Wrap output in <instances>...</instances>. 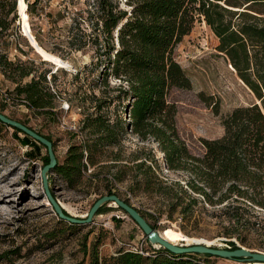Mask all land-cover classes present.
<instances>
[{
  "label": "trees",
  "instance_id": "trees-1",
  "mask_svg": "<svg viewBox=\"0 0 264 264\" xmlns=\"http://www.w3.org/2000/svg\"><path fill=\"white\" fill-rule=\"evenodd\" d=\"M16 2L12 0L5 11L4 1L0 0V41L18 19ZM38 2L24 0L29 18ZM124 5L126 9H118L111 0H96V11L88 12L85 19L95 31V35H87V39L92 36L95 54L101 52L95 64L102 63L101 56L105 60L98 78L104 88L113 85L116 100L125 102L121 107L123 116L117 115L111 120L104 114L111 99L106 103L96 95H91L92 99L86 95L79 97L81 103L89 100L91 104L86 110L77 107L85 112L78 122L84 143L76 142V134L69 132L72 143L63 160L57 159V165L48 174L53 197V175L69 189L86 185L98 190L94 182H99L103 183V192L96 191L92 204L103 195L117 194L131 205L127 194L145 195L151 200L150 211H137L153 229L161 227L158 225L161 221L178 223L177 230L188 236V227L196 229L199 224L213 223L215 235L227 238L224 243L232 250L237 249L236 242L248 245L250 235L264 241V0H124ZM78 19L85 21L81 17L75 20ZM202 20L218 39L216 50L227 59L256 101L226 116L222 122L223 135L214 140H202L204 154L196 156L178 134L177 108L169 97L173 90L191 87L176 60L175 49L195 23ZM30 28L36 42L43 47L31 24ZM83 37L68 44L80 50L87 44ZM47 51L56 54L54 49ZM0 65L21 78L30 75L29 70L4 55H0ZM56 72L49 73L51 78ZM80 74L77 71L75 78ZM7 96L15 103L23 102L26 111L34 115L56 119L57 98L45 74L33 76L24 85L17 84L14 96L8 93ZM16 121L28 127L25 121ZM0 127L10 128L2 123ZM11 129L13 135H22L18 139L22 145H31L28 157H39L42 167L48 163L47 153L40 157V149L45 150L42 145L19 130ZM128 131L141 141L155 143L164 167L177 173V179L160 177L158 161L153 155L136 156L127 161L112 152L111 164L100 165L99 171L94 173L93 168L99 164L104 150L119 146ZM36 133L49 140L54 149L48 136ZM112 169L117 170L112 173ZM123 182H128L126 195L116 187ZM106 210L107 204H104L96 215ZM57 223L68 229L86 227L58 219ZM162 226V230L169 228L166 223ZM83 240L82 250L88 256V264H212L211 259L216 258L200 254L176 255L159 248L149 251L122 249L104 261L99 257V241H92L87 247L86 236ZM190 243L204 242L191 239ZM8 255L9 252L0 255V262L6 261Z\"/></svg>",
  "mask_w": 264,
  "mask_h": 264
},
{
  "label": "rangeland",
  "instance_id": "rangeland-1",
  "mask_svg": "<svg viewBox=\"0 0 264 264\" xmlns=\"http://www.w3.org/2000/svg\"><path fill=\"white\" fill-rule=\"evenodd\" d=\"M3 1L7 11L12 0ZM111 1L118 9H126L124 0ZM29 2L32 3L33 0ZM95 2L96 0H39L29 18L27 4L24 0H18L19 25L22 24L24 34L19 31L16 20L0 41V55L30 71L28 77L21 78L18 73H9L0 65V92L14 96L17 84L24 85L33 76L45 74L48 85L60 94L61 100L57 99L55 104L56 119L51 120L26 111L24 107H19V103L5 101L0 93V109L3 114L13 120L25 121L32 130L48 136L55 145L53 150L60 162L72 143V137L61 127L59 120L66 124L80 120L85 112L77 107H84L86 110L91 105L89 100L81 103L79 97L86 95L92 99L91 95H96L106 103L107 99H111L110 105L106 104L103 110L104 114L111 120H115L117 115L123 116L121 107L125 106V102L116 100L117 92L112 90L113 85L108 89L103 87L98 76L105 60L101 56L102 63L95 64L97 55L101 52L95 54L92 36L87 39V35H95L91 22L85 20L88 12L96 11ZM11 17L9 15L8 19ZM78 17L85 21L75 20ZM30 24L45 49L36 42ZM26 36L30 43L25 39ZM81 36L86 37H83V41L87 44L80 50L68 44ZM217 45V37L202 20L195 23L191 32L175 49L176 60L190 80L191 87L188 90H173L169 100L177 108L175 122L178 134L188 150L196 156L204 154L202 140H214L223 135L222 122L226 116L234 109L249 106L256 101L227 59L216 50ZM46 49H54L57 55ZM55 71L57 72L51 78L49 73ZM75 71L81 73L77 79L73 74ZM110 81L115 84L114 80ZM65 102L71 105L67 112L61 109ZM21 137V134L13 135L11 128L0 127V255L9 252L7 260L0 264H88V256L82 250L84 236L87 238V247L92 241H99V257L104 261L122 249H159L149 244L137 225L113 205H107V210L95 215L92 223L85 228L68 229L59 225L42 192V161L39 157L31 159L27 156L31 145H22L18 141ZM111 152L118 153L121 160L127 161L136 156L153 155L158 161L157 174L168 180L177 179V173L164 167L162 154L156 144L141 141L129 131L119 146L104 150L103 156L98 159L99 164L93 168L94 173L99 171L100 165L111 164ZM45 153L41 148L40 157ZM116 170L112 169L111 172ZM103 171L107 173L106 169ZM51 183L55 198L69 215L76 218H82L87 213L96 198V191L103 192V183L99 182H94L98 190L86 185L69 189L56 175L52 176ZM127 185L128 182H123L116 184V187L121 194L126 195ZM127 198L134 208L150 211L151 200L145 195L127 194ZM164 223L169 228L162 230ZM160 224L161 227L156 230L178 245L189 244L193 239L227 246L224 243L227 238L215 235L216 227L213 223L199 224L196 229L188 227V236L177 230L178 223L161 221L158 225ZM52 235L55 236L52 238ZM241 246L264 252V241L256 235H250L248 245ZM211 263L249 264L221 258H213Z\"/></svg>",
  "mask_w": 264,
  "mask_h": 264
},
{
  "label": "water",
  "instance_id": "water-1",
  "mask_svg": "<svg viewBox=\"0 0 264 264\" xmlns=\"http://www.w3.org/2000/svg\"><path fill=\"white\" fill-rule=\"evenodd\" d=\"M16 12H17V27L23 32L22 24L19 25V13H18V0L16 2ZM26 40L30 43V39L26 36ZM0 123L9 126L10 128H15L20 132L27 135L29 138L33 139L38 144L42 145L47 153L48 163L40 169V179L42 192L49 203V206L53 214L58 220H62L72 225L87 226L92 223L97 211L104 204L113 205L114 207L120 209L124 212L142 231L143 235L146 237L147 241L151 245H158L159 248L165 249L176 255H186V254H200V255H210L216 258H221L225 260H232L245 263H263L264 264V252L248 249L244 246L236 244L237 249H230L228 246L221 245H207L205 243H193L190 245L173 244L165 239L163 235L153 229L149 223L142 217V215L133 206L125 203L117 194L103 195L98 198L88 209L87 213L82 218L72 217L65 211L61 206L59 201L53 197L49 181L48 174L57 165V158L53 150L52 143L41 135L37 134L35 131L29 127L23 125L22 123L10 119L6 115L0 112ZM65 211L68 215L64 214ZM166 229V228H164ZM163 229V230H164Z\"/></svg>",
  "mask_w": 264,
  "mask_h": 264
},
{
  "label": "built area",
  "instance_id": "built-area-1",
  "mask_svg": "<svg viewBox=\"0 0 264 264\" xmlns=\"http://www.w3.org/2000/svg\"><path fill=\"white\" fill-rule=\"evenodd\" d=\"M73 74H76V71ZM50 88H51V92L53 94H55L56 98L58 100H61V98L59 97V95L57 94V92L52 87H50ZM0 93H1L2 97L5 99V101L12 102L13 103V101L11 100V98H9L5 92H0ZM17 103H19L18 104L19 107H24L25 108V105L23 104V102L20 101V102H17ZM61 109L64 112L69 111L70 110L69 104L67 102L63 103L62 106H61ZM60 121L61 120H59V123H60V125H61V127L63 129H65L68 132H71V133L76 134V142L82 143V144L84 143V135L79 130V125H78L79 120L73 121L70 124H66L65 122H60ZM83 154H84V156H86V152L85 151L83 152ZM87 172L90 173L91 172L90 169ZM134 250H136V249H134Z\"/></svg>",
  "mask_w": 264,
  "mask_h": 264
},
{
  "label": "bare ground",
  "instance_id": "bare-ground-1",
  "mask_svg": "<svg viewBox=\"0 0 264 264\" xmlns=\"http://www.w3.org/2000/svg\"><path fill=\"white\" fill-rule=\"evenodd\" d=\"M19 31H20V29H19ZM166 239V238H165ZM167 241H169L168 239H166ZM169 242H171V243H173V244H176V245H178L177 243H175V242H172V241H169ZM185 245H190V244H187V243H184ZM191 244H193V243H191ZM205 244H207V245H213V244H208V243H205ZM155 246H157L158 247V245H155ZM251 264H263V263H251Z\"/></svg>",
  "mask_w": 264,
  "mask_h": 264
}]
</instances>
